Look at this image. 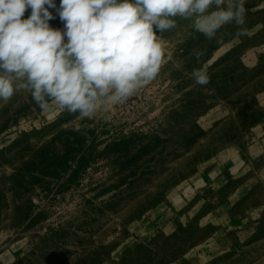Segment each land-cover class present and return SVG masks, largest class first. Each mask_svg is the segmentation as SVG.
<instances>
[{
	"label": "rangeland",
	"instance_id": "rangeland-1",
	"mask_svg": "<svg viewBox=\"0 0 264 264\" xmlns=\"http://www.w3.org/2000/svg\"><path fill=\"white\" fill-rule=\"evenodd\" d=\"M244 6L241 37L173 18L122 104L0 100V264H264V0Z\"/></svg>",
	"mask_w": 264,
	"mask_h": 264
},
{
	"label": "clouds",
	"instance_id": "clouds-1",
	"mask_svg": "<svg viewBox=\"0 0 264 264\" xmlns=\"http://www.w3.org/2000/svg\"><path fill=\"white\" fill-rule=\"evenodd\" d=\"M50 8L55 0H0V100L25 90L42 110L52 103L90 116L157 77L164 56L157 33L173 28V18H194L208 39L233 22L237 37L247 34L244 0H60L63 31L50 26ZM191 77L209 82L201 69Z\"/></svg>",
	"mask_w": 264,
	"mask_h": 264
}]
</instances>
